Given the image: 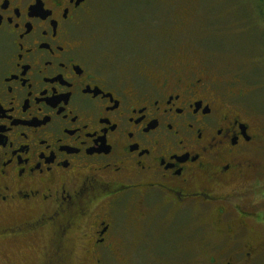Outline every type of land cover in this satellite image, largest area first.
<instances>
[{
  "label": "flooded vegetation",
  "instance_id": "af4514ba",
  "mask_svg": "<svg viewBox=\"0 0 264 264\" xmlns=\"http://www.w3.org/2000/svg\"><path fill=\"white\" fill-rule=\"evenodd\" d=\"M90 5L0 0V249L39 244V264H263L264 123L238 75L199 49L116 65Z\"/></svg>",
  "mask_w": 264,
  "mask_h": 264
},
{
  "label": "rangeland",
  "instance_id": "374dc122",
  "mask_svg": "<svg viewBox=\"0 0 264 264\" xmlns=\"http://www.w3.org/2000/svg\"><path fill=\"white\" fill-rule=\"evenodd\" d=\"M89 17L99 50L116 65L158 50L212 52L224 77L238 75L244 103L264 123V0H91ZM258 161L264 163V151ZM75 250L81 253V245ZM40 258L39 244L0 249V264Z\"/></svg>",
  "mask_w": 264,
  "mask_h": 264
}]
</instances>
